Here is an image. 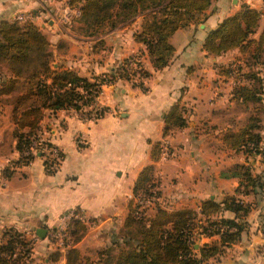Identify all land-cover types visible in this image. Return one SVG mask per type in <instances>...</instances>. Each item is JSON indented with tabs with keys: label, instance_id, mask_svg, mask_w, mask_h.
I'll list each match as a JSON object with an SVG mask.
<instances>
[{
	"label": "crops",
	"instance_id": "0c3cea01",
	"mask_svg": "<svg viewBox=\"0 0 264 264\" xmlns=\"http://www.w3.org/2000/svg\"><path fill=\"white\" fill-rule=\"evenodd\" d=\"M244 6L261 13L250 35L257 40L264 29V0H211L202 22L179 28L169 37L173 57L167 66L154 70L145 47L134 38L139 28L136 22L85 37L68 34L61 26L71 16L68 11H73L64 0H0V23H33L49 41L53 57H72L62 69L89 78L141 50L148 56L144 69L151 73L144 91L120 80L103 86L99 99L109 114L96 121L69 119L57 139L63 160L55 173L47 174L43 163L34 159L4 177L7 163L19 156L13 98L28 85L21 80L10 92L7 84L13 76L7 67H0V233L9 228L37 231L38 225L56 219L62 211L82 208L97 223L86 225L75 248L85 256L82 246H110L122 236L140 172L152 166L161 192L158 202L168 211L189 208L198 212L207 200L222 205L225 197L240 196L250 208L243 217L239 240L228 246L233 252L223 258L224 264H264V101L242 97L234 90L236 85H251L233 78V70L228 72L238 64L244 74L241 64L247 53L234 48L211 55L202 47L209 31ZM19 15L23 19L17 21ZM97 41L103 46L94 49ZM62 42L69 46L63 54L58 48ZM176 105L184 109L186 124L164 135V114ZM115 108L118 114L112 113ZM250 120L257 125L253 130L259 134L257 144L248 141L233 148L225 142L229 135L241 133ZM76 132L85 136L86 146L74 145ZM163 144L171 149L169 157L161 154L153 160V148ZM241 165L260 176V188L240 185L241 178L234 173ZM212 217L237 219L233 211L224 209ZM98 233L105 236L101 242ZM216 239L203 238L200 243Z\"/></svg>",
	"mask_w": 264,
	"mask_h": 264
},
{
	"label": "trees",
	"instance_id": "16d2710c",
	"mask_svg": "<svg viewBox=\"0 0 264 264\" xmlns=\"http://www.w3.org/2000/svg\"><path fill=\"white\" fill-rule=\"evenodd\" d=\"M67 3L70 7L75 3L78 5V20L83 24L81 29L84 36L89 37L98 35L105 27L112 30L128 24L145 11L162 10L161 16L152 14L145 17L142 31L134 34L135 40L145 46L154 70H159L169 64L175 51L169 37L179 28L202 22L203 13L211 5V0H68ZM260 16V12L244 6L209 31L202 47L211 55H220L234 48L247 53L244 63L249 69L244 74L252 81L251 85H236L234 90L242 97L264 101V73L260 75V71L254 72L252 69L253 64H260L264 68V29L257 40L250 38ZM52 57L50 43L37 25L29 22L23 25L6 21L0 23V64L6 63L13 76L7 87L11 92L21 80L28 85L24 93L15 94L13 98L14 133L16 151L19 153L14 162L16 165H28L34 159L31 148L33 142L43 136L41 121L45 111L54 113L74 109L84 113L97 102L103 86L122 79L130 81L137 73L140 81L133 82L131 86L146 90L143 80L151 75L140 64L135 70L130 67L136 63L134 55L124 58L108 73L93 76L92 79L80 76L70 68L61 69L59 65L52 68ZM228 72H232L230 67ZM100 108V112H95L98 113L96 120L109 112L108 108ZM183 111L182 107L176 105L164 114V135L185 126ZM91 112L88 110L86 113ZM250 121L241 133L229 135L225 142H229L233 148L248 141L257 144L259 134L253 131L257 125ZM43 140L39 147L43 167L47 174H52L58 169L48 171L45 150L50 152L52 147L59 150L58 165L63 160V153L57 145L45 141V138ZM161 153L162 145H156L152 151L153 160L159 159ZM2 174L4 177L10 176L6 170ZM234 175L240 176V185H244L245 189L247 186H262L260 176H253L246 165L238 166ZM158 187L153 167H145L134 184L133 199L120 240L98 250L94 259L82 256L74 247L84 236L87 227L84 221L73 220L69 229L71 245L65 253L66 264H202L239 240L245 226L243 217L250 208L240 196H227L222 205L207 200L201 204L198 212L189 208L168 211L158 202L161 196ZM136 198H150L154 212L152 216H147L148 207L141 209V204L135 202ZM221 209L233 211L237 219L213 218L212 214ZM211 237L217 239L200 243L203 238ZM31 248L19 231L13 228L4 230L0 237V264H23L22 258L31 261ZM118 248L115 260L105 259ZM59 255L56 252L48 260L56 261Z\"/></svg>",
	"mask_w": 264,
	"mask_h": 264
},
{
	"label": "rangeland",
	"instance_id": "374dc122",
	"mask_svg": "<svg viewBox=\"0 0 264 264\" xmlns=\"http://www.w3.org/2000/svg\"><path fill=\"white\" fill-rule=\"evenodd\" d=\"M67 1L68 0H64V3H67ZM77 8H78V5L76 3L71 6V9H73V11H68L69 13H71V16L69 17V19L67 21H62L61 22V26L63 27V29L66 32H68V34L83 35L84 36V32L81 29V27H83V24L78 20L79 12H78ZM152 14H157V15L161 16V15H163V11L162 10L161 11L160 10H148V11H145V12L137 15L135 17V19L132 21V22L138 23V25H139V28L135 31L134 34H137V33L142 31V27H143V24L145 22V17H148L149 15H152ZM132 22H129V24H131ZM130 28L133 29L134 27L131 26ZM107 30H110V29H108L107 27L101 29V31H99V34H103ZM99 34L97 36H99ZM85 37H87V36H85ZM59 45H60L58 47L59 48V53H61V54L65 53V51H67L68 48H69V46L65 42H62ZM99 46H103L102 41H97L96 45L94 46V49L99 48ZM144 54H145L144 52L139 50L134 55V57L136 58L135 59L136 63H133L132 65H130V67L132 69H134V70L138 69V65L137 64H140L144 68V66H145V61L144 60L145 59L147 60V58H148V56L145 57ZM52 60H53V64L51 65L52 68H57L58 65H59V68L62 69L63 67H66V64L69 61L71 62V60H73V59H72L71 56H68V58H63L62 56H60V54H57L55 57H52ZM148 60H149V58H148ZM244 60H245V58L242 59L241 66L244 68V71H245L244 73H246L249 68L248 69L246 68ZM55 63H56V65H54ZM116 65H117V63H114L112 68H115ZM238 66H240V65H238V64H234L233 65V67L231 69V70H233L232 77L235 78V79L239 78L240 80H243V81H249L251 83L252 81L248 80L246 78L245 74L243 76H242V74H240V76L238 75V73L240 72L239 69H238ZM0 67L1 68L2 67H7V65H6V63L3 62V63L0 64ZM252 69H253L254 72L260 71V75H261V73H264V68L260 64H253L252 65ZM110 70L105 71V73H108ZM98 75H101V74H98ZM138 75L139 74L136 73L134 76H132V79L130 81H126V80H123V79L120 80V81L123 82V84L127 83V85L131 86V84L133 82L138 83L140 81V78H139ZM90 76H92V73L89 75V79H92L93 76L92 77H90ZM145 80H143V83H145L144 82ZM103 88H102V92H103ZM141 90L144 91V89H141ZM96 101H97V104H96L97 108L103 107L102 106L103 104L100 103L99 97H98V99ZM114 110L115 111L112 112V113L113 114H118V109L115 108ZM109 112H108V114H109ZM105 114H107V113H105ZM80 116H81L80 111L77 112L74 109L59 110V111H56L54 113H51L50 111H45V116H44L43 120L41 121V126H42L41 128L43 130V136L42 137L45 138V141L48 140L52 144H55V145L59 146V144H57V139L60 136V133L62 131H64L65 128L68 126L69 119H71L73 117L74 119L80 121V119H81ZM72 140H73L74 145L77 146V147H80V148L83 147V146H86L85 144H88L85 136H83V134H81V133L79 134L78 132H76L74 134ZM163 145L167 146L165 144H163ZM39 147L40 146L37 145V148L34 151V159H39L42 162L43 161V157L40 155V148ZM45 148H47V147H45ZM59 148H60V146H59ZM168 149L171 151V149L169 147H168ZM57 152L59 153L58 150H57ZM45 154L47 155V158H49V159H52V158H54L57 155L55 150H53L52 152L51 151L48 152V150H45ZM169 155H168V157H169ZM22 166H25V165L15 166V163L10 161L5 166V170L8 173V172H11L12 169H15L17 167H22ZM162 206L165 208L164 205H162ZM71 209H73V208H71ZM166 209H167V207H166ZM67 210H69V209H66V210L62 211L57 216L56 219L53 218L48 223H43L42 222L40 225L37 226V229L39 228V229H45L46 230L44 238H40V236L36 233V229L33 228V227L29 231H21V230L19 231L24 236V238L29 242V246L32 247L31 248L32 254L30 256V260L31 261H29V259L22 258L23 259V264H64V257H65L66 249H67V247H70L71 240L69 238H67L66 241L69 240L68 241L69 246H67L64 249L63 246L61 245L62 244L61 235H59L57 231H58V229L60 227L59 218ZM151 211H153L152 207L148 206V208L146 209L147 216H149L151 214ZM79 212L81 213V216L84 218V223L89 228H90L91 225H93V223H97V221H93L92 219H89L86 216V213H85V211L82 208L79 209ZM5 230H7V229H5ZM98 234H96V235H98ZM93 235L91 234V236H93ZM0 237H2V232L0 233ZM98 238H99V241H100V239H102V240L105 239V236L99 234ZM43 240L45 242H43ZM76 245L77 244H74V247H76ZM107 247H109V244H107V245H105L103 247L94 246V244H88V246L85 247V248H84V246H82V251H83V253L85 254L86 257H88L90 259H94L96 257V254H97L98 250L105 249ZM230 247H228V248L226 247L227 250L225 251V253L221 252L219 255L208 259L207 261H205V263H202V264H224V259L223 258L231 257V255H232L233 251H232V249ZM115 251H116L115 253H113V252L109 253L108 256L105 259L115 260V255L119 251V248L115 249ZM56 252L60 254L57 257V260L56 261H49L48 258L50 257V255H52V254H54ZM65 264H66V262H65Z\"/></svg>",
	"mask_w": 264,
	"mask_h": 264
},
{
	"label": "built area",
	"instance_id": "2783aa9c",
	"mask_svg": "<svg viewBox=\"0 0 264 264\" xmlns=\"http://www.w3.org/2000/svg\"><path fill=\"white\" fill-rule=\"evenodd\" d=\"M23 19V16L22 15H19L16 17V20H21ZM97 102L93 103L91 106L88 107L87 110H84L85 112L81 113V116L80 118L82 117L83 119L82 120H90V121H95L96 120V116L98 113H95V112H100L101 111V108H97L96 105ZM88 110H92V112L90 114H87L86 112ZM43 138V137H42ZM40 138L38 141H34L33 142V147L31 148L32 150V153H34V151L36 150L37 148V145L38 146H42V144L44 143L43 139ZM55 150L56 151V156L52 159H49L48 158V171H53V170H56L59 168V165H58V162L60 161V155L59 153L57 152V148H53L50 150L51 152ZM59 151V150H58ZM170 150L168 149L167 146H163L162 147V156L163 157H167L169 154H170ZM150 198H136L135 199V202H138L139 204H141V209L144 208V207H148V205L150 204V202L152 201H149ZM73 220H80V221H84V218L81 216V213L79 212V209L78 208H73V209H69L67 211H65L59 218V224H60V227L58 229V234L61 235V240H62V246L63 248L65 249L67 246H69L68 244V241L67 238L70 239V236H69V229H70V226L72 224V221ZM68 248V247H67Z\"/></svg>",
	"mask_w": 264,
	"mask_h": 264
},
{
	"label": "water",
	"instance_id": "95a60500",
	"mask_svg": "<svg viewBox=\"0 0 264 264\" xmlns=\"http://www.w3.org/2000/svg\"><path fill=\"white\" fill-rule=\"evenodd\" d=\"M36 233L40 236V238H44L46 230L45 229H37Z\"/></svg>",
	"mask_w": 264,
	"mask_h": 264
}]
</instances>
